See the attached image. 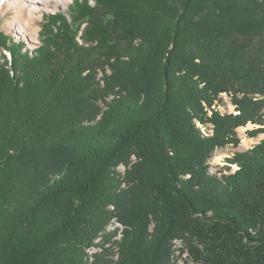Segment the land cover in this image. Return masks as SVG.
Segmentation results:
<instances>
[{
	"label": "trees",
	"instance_id": "16d2710c",
	"mask_svg": "<svg viewBox=\"0 0 264 264\" xmlns=\"http://www.w3.org/2000/svg\"><path fill=\"white\" fill-rule=\"evenodd\" d=\"M70 11L33 56L0 31V264H171L177 240L196 264H264V139L210 171L239 127L264 133V0ZM114 222L117 261L89 256Z\"/></svg>",
	"mask_w": 264,
	"mask_h": 264
},
{
	"label": "rangeland",
	"instance_id": "374dc122",
	"mask_svg": "<svg viewBox=\"0 0 264 264\" xmlns=\"http://www.w3.org/2000/svg\"><path fill=\"white\" fill-rule=\"evenodd\" d=\"M12 2H16V0H12ZM74 0H68L64 3H58V9L55 10V4H57V1H53L51 2V4H48V8H44L43 5H40V10L39 12L36 13L37 15V20L35 21L34 24V28L36 29V31L38 32V36H36L35 34H33V36L31 37L30 35L27 34V36H23V35H16L14 33L11 32V29L9 27V24L13 22L14 20V13H15V5H11L10 7L7 8L5 13H0V31L5 32L8 36L12 37L13 39L16 40V42H23V44L25 45V47L30 50V54L31 56H33V51H36L40 46H41V30L44 24V17L46 15L49 14H54V13H59L60 10L63 11H70V7L73 4ZM71 12V11H70ZM14 29V28H13ZM35 38V39H34ZM31 39H33L34 41H31ZM6 55L9 59H12L11 53L7 50H0V56ZM221 102L220 104L222 105V108L224 110L223 113L229 115V114H234L232 113L234 108L232 107L233 105H231V103H229V98L227 96H225L224 94H222L220 96ZM229 103L227 105V103ZM220 107V106H218ZM219 111L222 112L221 107L218 108ZM236 114L234 115H239V111L236 109ZM261 126L258 125H253V124H248L246 126H241L237 129V136L240 139V144L237 147H234L232 145H228L223 149H218L215 151L214 153V157L212 158L210 164H211V169L210 171L212 173H217V172H222L224 170H226V167L228 165L227 163V159L232 158L234 156V154L236 152L239 151H246L249 150L251 148H253L254 145L258 144L260 141H262L264 139V133H260L258 135H252L251 133L254 132L255 129L260 128ZM203 133H213V130L209 128L208 131H204L202 129ZM232 171L237 170V166L236 165H232ZM125 167L121 166L120 168H118V171L121 174L125 173ZM123 227L121 226V224L114 222L111 224V226L107 229V233H111L112 236H109L107 238L106 243H104L105 247L104 248H92L90 250H88L89 256L101 254V252L103 253H108V255L106 257L109 256V259H113V261H117V248L114 247V243L118 242L121 240L122 238V229ZM113 232H117L115 235L113 234ZM172 261L171 264H196L195 261L193 260V258L191 257L189 251L187 250V248L184 246V244L182 243L181 240H177L173 242V246H172ZM105 257V258H106ZM94 259V258H93ZM93 259H90V262L93 261Z\"/></svg>",
	"mask_w": 264,
	"mask_h": 264
},
{
	"label": "bare ground",
	"instance_id": "6f19581e",
	"mask_svg": "<svg viewBox=\"0 0 264 264\" xmlns=\"http://www.w3.org/2000/svg\"><path fill=\"white\" fill-rule=\"evenodd\" d=\"M53 1H57V4H55V10H57L59 8L58 3H64L68 0ZM51 2L52 0H16V2H12V0H0V13H5L7 8L14 4V20L9 24L11 32L16 35L27 36L28 34L32 37L33 34H35L36 36H38V32L33 27L35 21L37 20L36 13L39 12L41 4L44 8H48V4H51ZM31 41L34 40L31 39ZM202 129L204 131H208L206 128Z\"/></svg>",
	"mask_w": 264,
	"mask_h": 264
},
{
	"label": "built area",
	"instance_id": "2783aa9c",
	"mask_svg": "<svg viewBox=\"0 0 264 264\" xmlns=\"http://www.w3.org/2000/svg\"><path fill=\"white\" fill-rule=\"evenodd\" d=\"M225 96H227L228 98H229V103H231V105H233L232 107L234 108V110H233V112L232 113H234V114H236V107H234V104H233V102H232V98H231V96L230 95H228V94H224ZM220 102H221V99H220V97H219V100L218 101H216V104L213 106V110H215V111H217L218 110V108H220L221 107V109H222V112L221 111H219L218 110V112H221L222 114H225V113H223L224 112V110H223V108H222V105L220 104ZM227 103V102H226ZM229 103H227V105L229 104ZM218 106H220V107H218ZM208 112H209V115L211 116L212 115V111L209 109L208 110Z\"/></svg>",
	"mask_w": 264,
	"mask_h": 264
}]
</instances>
